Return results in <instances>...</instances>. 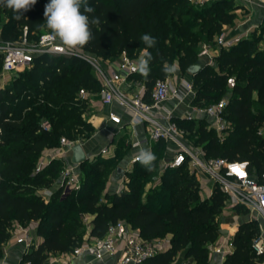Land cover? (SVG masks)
<instances>
[{"label": "trees", "instance_id": "1", "mask_svg": "<svg viewBox=\"0 0 264 264\" xmlns=\"http://www.w3.org/2000/svg\"><path fill=\"white\" fill-rule=\"evenodd\" d=\"M47 3L49 0H37L19 20L14 19L12 9L0 6V17L7 19L5 33H1L3 41L21 40L25 28L28 40L36 41L46 28ZM88 3L95 9L89 15L99 17L100 22L91 26L94 38L80 50L100 59L108 58L115 50L139 58L138 53L147 50L151 55L149 74L135 78L145 84L148 95L157 80L168 78L165 65L171 64L175 51L182 49L184 39L178 35L182 28L175 30L173 17L176 9L190 15L193 9L189 8V2L88 0ZM232 4V0H218L213 6L205 7L200 32H190L189 36L211 43L225 26L235 22L236 10L230 8ZM144 34L155 38L153 47L144 44L141 39ZM263 40L264 29L255 30L248 39L231 48H221L212 65L205 63L195 76L189 73L195 91L192 105L198 107L220 101L228 83L233 81L224 112L231 127L222 139L214 129L209 130L205 118L175 119L187 139L203 149L206 159L247 163L252 175L264 172V136L258 134L264 127V44L259 46ZM184 49L187 53L179 58V67L188 72L199 63L190 39ZM2 65L1 56L0 71ZM81 89L92 94L100 91V82L85 60L43 54L35 57L29 69L17 73L7 88L0 90V257L15 224L30 222L38 223V235L43 242L24 255L23 263L45 264L52 254L71 253L84 241L81 222L82 216L88 214L93 216L90 236L98 239L104 238L109 227L121 220L139 228L142 238L148 241L171 234L172 247L145 264H171L178 253L198 264H208L209 246L220 237L218 216L229 198L215 186L210 198L201 199L196 176L183 165L168 169L161 177L163 192L142 200L141 181L158 169L160 158L165 155L163 142L154 149L156 159L152 169L135 164L139 171L128 184V190L121 193L106 192L121 151L115 158L97 157L80 165L85 175L81 187L66 194L64 188L54 190L62 169L59 161L52 160L44 168L36 169L43 152L60 142L62 135L58 131L67 122L73 120L74 124L89 127L90 133L95 130L83 120L89 102L78 99ZM44 118L50 121L51 128L41 124ZM42 190H53L49 201L40 194ZM259 238L260 230L255 222L241 224L233 237L234 251L223 264L263 263L264 256H258L253 249Z\"/></svg>", "mask_w": 264, "mask_h": 264}, {"label": "built area", "instance_id": "2", "mask_svg": "<svg viewBox=\"0 0 264 264\" xmlns=\"http://www.w3.org/2000/svg\"><path fill=\"white\" fill-rule=\"evenodd\" d=\"M187 1L201 6L210 0ZM27 34L25 28L19 42H4L0 45L3 58L2 71L5 74L26 71L32 66L35 57L43 54L75 56L85 60L93 68L100 82V91L95 95H99L103 108L110 109L107 113L108 122L118 128L117 135L121 132L124 135V132H127L130 149L128 166L140 163L137 156L142 149L154 153L157 144L163 142L166 146L162 161L165 169H176L187 165L192 174L205 176L213 182L214 187L218 186L228 196L230 203L243 206L264 219V172L252 175L247 169V163L229 162L222 158L206 159L203 149L187 139L173 113L165 108L164 104L169 100L175 99L179 103L188 99L193 100L195 91L191 80L159 79L147 95L145 84L135 78L141 74L138 71L139 58H133L123 52L118 62L104 64L99 57L83 50L76 52L62 50L59 40H54L49 33L40 34L39 38L33 41L34 44L28 43ZM236 40L229 38L223 32L219 35L215 46L206 44L203 55L207 58V64H213L217 48H231ZM93 95L81 89L78 99L89 101ZM115 105L119 106L123 113L119 114L112 109ZM227 105L228 100L221 99L206 107L192 106L180 119L193 121L205 118L209 123L208 127L214 129L222 139L231 127L224 115ZM124 114L128 116L127 120ZM140 127L143 128L142 134ZM61 142L65 149H73L77 144L66 138ZM109 147L102 149L95 157L110 158ZM62 186L69 191L80 189L81 181L75 164L71 163L62 171ZM130 229L125 221H118L109 227L104 238L83 241L71 252V255L89 254L97 260H103L105 256H114L121 251L122 258L117 264H145L162 252L159 242L145 240L129 232ZM121 242L123 246L120 248ZM253 249L258 256H264V234L254 242Z\"/></svg>", "mask_w": 264, "mask_h": 264}, {"label": "crops", "instance_id": "3", "mask_svg": "<svg viewBox=\"0 0 264 264\" xmlns=\"http://www.w3.org/2000/svg\"><path fill=\"white\" fill-rule=\"evenodd\" d=\"M246 1V8L248 13L241 17V19H237L238 23L236 24V34L237 36H247L249 33L254 32L255 30L262 28L264 29V0H243ZM241 11L237 10V13ZM207 64V58H205ZM89 109L91 112V116L94 118L91 123L95 126L96 132L95 135L86 143L82 144L83 149L88 157V160H94L96 154L101 152L102 149L108 148L110 151V158L104 159H112L115 158L118 153L121 151L125 154V161H123L124 166H128L129 162V143L127 141V132L125 131L120 135H117L118 128H116L112 123L107 120V113L109 112V108H103L100 103L99 95H93L89 99ZM165 108L170 110L175 118H180L185 116L186 113L192 108V100L188 99L179 103L177 100H169L164 104ZM183 106L184 110L181 111V107ZM116 112L123 113V110L115 105L112 107ZM125 120H127L128 116L124 114ZM209 126V125H208ZM140 134L143 132V128H139ZM156 148V147H155ZM67 156L70 159L73 155L72 149H66ZM164 158V157H163ZM72 163V162H71ZM46 166V163H43L42 169ZM80 165H76V172L80 175L81 171ZM197 180L200 184V193L206 191V196H204L203 200L208 199L212 196L214 185H211L208 180H199L198 176ZM60 186L55 187V189H59ZM53 190H42L40 194L44 197L46 201L50 200ZM68 189H64V194L69 193ZM87 220H89V229L84 236V241H95L98 238L91 237L90 231L92 228L91 222L93 220V216L85 214L83 215ZM127 223V222H126ZM130 226L129 232L135 233L136 235L141 236V232L139 228L133 227L131 224L127 223ZM224 228L220 229V237L216 242L210 244L209 249V260L208 264H223L226 256L231 254L234 251L233 246V237L236 234L239 227L232 229L231 224H223ZM230 228V229H228ZM127 233V231L125 232ZM142 237V236H141ZM172 235L168 234V237L163 239L162 241H158V239H154L152 241H157L162 246V252L168 251L171 247ZM43 242V238L38 235V223L30 222L25 225L16 223L12 232V236L8 242H6L2 247V256L0 257V264H21L23 263V257L26 253L30 252L33 247H38ZM120 248L123 246V242H121ZM122 258V252L119 251L114 256H105L103 260H97L92 255L89 254H80L79 256H72L71 253H56L52 254L45 264H117L118 261ZM171 264H198L193 258H185L183 253H178L175 257L174 261ZM260 264H264L260 263Z\"/></svg>", "mask_w": 264, "mask_h": 264}, {"label": "rangeland", "instance_id": "4", "mask_svg": "<svg viewBox=\"0 0 264 264\" xmlns=\"http://www.w3.org/2000/svg\"><path fill=\"white\" fill-rule=\"evenodd\" d=\"M218 2V0H210L208 3H206L205 5H201L200 7L196 6V4L189 2L188 6L189 8H192L193 11L190 13V15L182 14L181 12H179V9H176L177 11L175 12L176 14L174 15L173 19L176 23L177 29H181L178 32L179 37L182 39H184L183 44H182V49L180 50H176L175 51V57L172 58V62L171 64H166V65H176L177 70L175 72L169 73L168 78H171L172 80H177V79H190L191 75L188 72L182 71L179 67V58L181 56H184L187 51L184 49L185 46L187 45L189 39L192 41V46L193 49L195 48L196 50V55H197V63L205 65V56L203 55L204 52V46L207 45H212L215 46V42L217 41L219 35H215L212 42L211 43H205L204 40L198 39L196 40L194 37L191 38V36H189L190 32L195 34L200 32V24L203 22V11L205 9V7H210L213 6L214 3ZM233 4L231 5L230 8H234L235 14H236V20L235 22L230 25V26H225L223 29V32L226 33V35L229 38H236V43L238 44L241 40L244 39H248L249 36H251V33H249L247 36H242L239 35L237 36L236 34V27H237V19H241V17L245 16L248 13V10L245 6L246 1L243 0H232ZM219 7V5H217V8ZM227 8V7H226ZM229 8V7H228ZM188 9V8H187ZM240 9L241 11H239V13H237V10ZM189 10V9H188ZM187 10V11H188ZM7 23V19L5 16H1L0 17V28H1V33H5V24ZM187 26V28L185 27ZM50 30H48L47 28H44L41 32V34L43 33H49ZM222 32V33H223ZM20 38L16 39V42H19ZM5 41H3L2 37H0V45H3ZM29 44H34L33 41L28 40ZM169 43H167L168 45ZM264 44V40L261 41L259 46H263ZM220 48H217L215 50V54H219L220 53ZM124 51H113L112 54L108 57V58H103L101 59L102 63L107 64V63H116L120 60L122 54ZM147 52V50H142L140 53H138L139 56L145 55V53ZM2 56L1 50H0V57ZM17 77V74H5L2 70L0 71V90H4L5 88H7V86L11 83V81ZM232 83L233 81L231 80L228 85H227V89L225 90V92L223 93L222 99H227L229 100L230 96H231V88H232ZM90 105V104H89ZM181 108L182 112L184 110L183 106L179 107ZM32 112V111H31ZM33 113V112H32ZM34 114V113H33ZM83 120L88 123H91V121L93 122L94 118L91 116V112L87 110V112L84 114L83 116ZM58 120V119H56ZM41 124L46 127V128H51V123L47 118L41 119ZM91 125L95 128V126L91 123ZM210 130V128H209ZM62 136L60 139V142L57 143L55 146L46 149L42 156L37 160L36 163V169L42 167L43 163H46V166L52 161V160H57L59 161V163L61 164V174H60V178H58L55 187L60 186V188H64V186H62V171H64V169L69 166L71 164L69 157L67 156V152L66 149L62 146V142L61 140L63 138H68L77 142V144H86L94 135L96 132V129L94 131H92L91 133L89 132V127H85V126H80L77 123L74 124V121L71 120L69 122H67V124L64 126V129L62 131H58ZM259 135L264 136V127H261L259 129L258 132ZM125 153H121L119 155V157L117 158L116 161V166L117 168L115 170H113V172L110 174L109 176V180L107 183V187H106V192H108L109 194H114V193H121L122 191H126L128 190V184L133 180V176L138 173L139 168L136 166H124L123 165V161H125ZM163 157L160 158L159 164H158V169L151 175L148 176L146 178H144L141 182V199L146 201L148 200V196L150 194L152 195H157L160 192H163L161 190L162 187V176L165 174V172L168 169H165L163 167ZM122 168L125 172L121 175L117 174V169L118 168ZM80 170V169H79ZM81 171V170H80ZM80 177V181L82 184V181L85 177L84 173H80L79 175ZM197 178V177H196ZM199 180H207V178H205V176H198ZM136 180V179H134ZM138 180V179H137ZM210 181V180H209ZM211 182V181H210ZM211 185H214L213 182L210 183ZM204 196H206V191H203L200 193V197L201 199L204 198ZM218 220H219V224H220V229L224 228L223 224H231L232 225V229L240 227L241 224L246 223V222H255L260 230V236L262 234H264V219L257 213L251 212L250 210H248L245 207H236L234 204L230 203L229 201L226 203L225 208L223 209L222 213L218 216ZM89 229V220H87L84 216H82V222H81V232L83 233V236H86L87 232ZM230 229V228H228ZM166 237H168V235H165L163 237H158L156 239H158V241H162L163 239H165ZM152 241V240H151Z\"/></svg>", "mask_w": 264, "mask_h": 264}, {"label": "clouds", "instance_id": "5", "mask_svg": "<svg viewBox=\"0 0 264 264\" xmlns=\"http://www.w3.org/2000/svg\"><path fill=\"white\" fill-rule=\"evenodd\" d=\"M36 2L37 0H0V6L12 9L14 19L19 20ZM94 12L95 9L89 5L88 0H49L44 10V26L50 30L49 34L54 40H59L62 50L76 52L94 38L91 26L100 22L99 17L89 15ZM141 39L148 48L156 43L150 34H144ZM150 60L151 55L147 52L139 57L138 71L144 76L149 74ZM176 70L175 64L165 65L164 68L166 73ZM155 159V154L149 150L142 149L137 156V160L149 170L152 169Z\"/></svg>", "mask_w": 264, "mask_h": 264}, {"label": "water", "instance_id": "6", "mask_svg": "<svg viewBox=\"0 0 264 264\" xmlns=\"http://www.w3.org/2000/svg\"><path fill=\"white\" fill-rule=\"evenodd\" d=\"M203 69V65L201 64H194L192 65L189 69H188V73H190L192 76H195L196 74H198L201 70ZM73 155L71 158V162L75 165H82L83 163H85L88 160V157L83 149L82 144H76L73 147ZM125 171L122 168H118L117 169V174L121 175L123 174Z\"/></svg>", "mask_w": 264, "mask_h": 264}]
</instances>
